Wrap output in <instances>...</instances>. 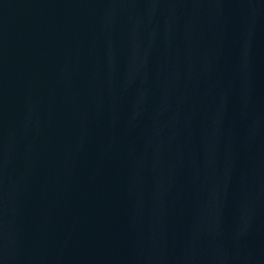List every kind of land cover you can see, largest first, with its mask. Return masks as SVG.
Instances as JSON below:
<instances>
[{"label": "water", "instance_id": "obj_1", "mask_svg": "<svg viewBox=\"0 0 264 264\" xmlns=\"http://www.w3.org/2000/svg\"><path fill=\"white\" fill-rule=\"evenodd\" d=\"M0 264H264V0H0Z\"/></svg>", "mask_w": 264, "mask_h": 264}]
</instances>
